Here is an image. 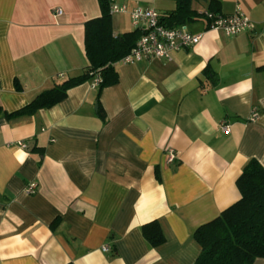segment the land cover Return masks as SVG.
Segmentation results:
<instances>
[{"label":"crops","instance_id":"0c3cea01","mask_svg":"<svg viewBox=\"0 0 264 264\" xmlns=\"http://www.w3.org/2000/svg\"><path fill=\"white\" fill-rule=\"evenodd\" d=\"M217 1L252 29L227 36L200 17L183 24L202 33L198 44L169 60L116 62L117 83L99 94L91 78L32 115L0 114V264H194V230L239 199L249 160L264 167V0ZM111 2L127 7L111 14L114 35L134 29L135 7H175ZM99 14L97 0H0L5 112L82 72L83 23ZM152 220L165 237L154 247L141 234Z\"/></svg>","mask_w":264,"mask_h":264},{"label":"trees","instance_id":"16d2710c","mask_svg":"<svg viewBox=\"0 0 264 264\" xmlns=\"http://www.w3.org/2000/svg\"><path fill=\"white\" fill-rule=\"evenodd\" d=\"M172 1L174 9L160 18L165 26L172 27L203 18L202 12L191 8L192 1L201 0ZM97 3L99 16L83 23V50L87 65L82 72L39 92L28 104L12 113L5 112L0 106V114L6 117L32 115L39 109L62 101L70 88L95 76L100 79L98 94L104 87L117 83L118 74L114 64L131 50L141 31L133 29L114 35L109 12L111 0H97ZM207 3V11L221 14L217 0H207ZM15 88L19 89L17 83ZM98 112L103 114L99 104ZM235 185L239 199L194 230L193 238L200 246L194 264H252L256 258H264V167L255 159L249 160L236 178ZM141 234L153 247L165 239L155 220L143 224Z\"/></svg>","mask_w":264,"mask_h":264},{"label":"built area","instance_id":"2783aa9c","mask_svg":"<svg viewBox=\"0 0 264 264\" xmlns=\"http://www.w3.org/2000/svg\"><path fill=\"white\" fill-rule=\"evenodd\" d=\"M127 7L124 4H110V14L124 13ZM60 9H55L54 14L59 15ZM203 19L206 21L207 29L219 30L227 36H235L239 33L252 29L253 24L239 7L230 14L215 15L204 10ZM129 17L134 29L141 31L140 37L131 50L123 56L119 62L128 64L143 59L169 60L171 54L181 49L191 48L198 44L202 38V33H192L183 24L172 27L165 26L160 22L161 14L152 8L135 7L130 10ZM100 79L92 78V86L96 87ZM226 131L228 126H221ZM18 145L24 147L22 142ZM176 157L172 148L167 150V161L171 162ZM35 184H31L26 189V193H34ZM107 250V246L102 247Z\"/></svg>","mask_w":264,"mask_h":264}]
</instances>
